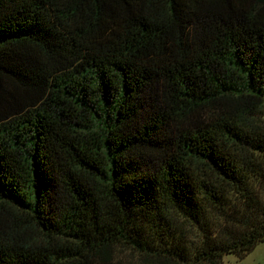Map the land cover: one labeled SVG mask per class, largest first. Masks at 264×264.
I'll use <instances>...</instances> for the list:
<instances>
[{
  "label": "trees",
  "instance_id": "16d2710c",
  "mask_svg": "<svg viewBox=\"0 0 264 264\" xmlns=\"http://www.w3.org/2000/svg\"><path fill=\"white\" fill-rule=\"evenodd\" d=\"M263 118L258 0H0V264L243 259Z\"/></svg>",
  "mask_w": 264,
  "mask_h": 264
},
{
  "label": "rangeland",
  "instance_id": "374dc122",
  "mask_svg": "<svg viewBox=\"0 0 264 264\" xmlns=\"http://www.w3.org/2000/svg\"><path fill=\"white\" fill-rule=\"evenodd\" d=\"M264 5V0H258ZM264 119V118H263ZM264 129V122L257 121ZM224 264H264V241L259 243L243 259L239 255L231 254L223 258ZM95 264H178L173 261L139 255L134 252L118 248L101 251L95 258Z\"/></svg>",
  "mask_w": 264,
  "mask_h": 264
}]
</instances>
